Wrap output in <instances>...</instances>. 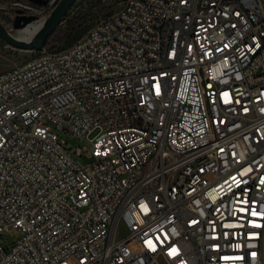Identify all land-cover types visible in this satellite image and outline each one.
<instances>
[{
  "label": "built area",
  "instance_id": "obj_1",
  "mask_svg": "<svg viewBox=\"0 0 264 264\" xmlns=\"http://www.w3.org/2000/svg\"><path fill=\"white\" fill-rule=\"evenodd\" d=\"M0 264H264V0H124L0 73Z\"/></svg>",
  "mask_w": 264,
  "mask_h": 264
},
{
  "label": "trees",
  "instance_id": "obj_2",
  "mask_svg": "<svg viewBox=\"0 0 264 264\" xmlns=\"http://www.w3.org/2000/svg\"><path fill=\"white\" fill-rule=\"evenodd\" d=\"M107 11L108 8L97 0H81L80 6L75 2L47 38L43 49L56 51L71 46L84 36L97 20L111 14Z\"/></svg>",
  "mask_w": 264,
  "mask_h": 264
},
{
  "label": "rangeland",
  "instance_id": "obj_3",
  "mask_svg": "<svg viewBox=\"0 0 264 264\" xmlns=\"http://www.w3.org/2000/svg\"><path fill=\"white\" fill-rule=\"evenodd\" d=\"M105 7L108 8L107 12H110L113 14L116 12L121 5L123 4L124 0H97ZM77 5H81V0H77ZM110 14V15H111ZM105 18V17H102ZM11 35L14 37L17 35V32L11 33ZM37 52L35 51H29V50H19L12 46H9L6 42L2 41L0 39V73L7 70L12 64H20L23 61L31 58L34 56ZM8 60V61H7ZM94 136V135H93ZM91 136V138L93 137ZM60 140L63 142L64 147L69 150V152L72 154V157L81 163L82 165H87L89 161L85 157V153H82V157H77L75 155V151L78 148H87L89 149L91 147V144L87 140H77L73 138L72 136L68 134H62L60 135ZM124 229L122 225H119L118 227V236H120L123 233ZM15 239V235L12 233L5 234L3 236V242L4 244H10Z\"/></svg>",
  "mask_w": 264,
  "mask_h": 264
},
{
  "label": "water",
  "instance_id": "obj_4",
  "mask_svg": "<svg viewBox=\"0 0 264 264\" xmlns=\"http://www.w3.org/2000/svg\"><path fill=\"white\" fill-rule=\"evenodd\" d=\"M36 5H45V0H29ZM77 0H61L49 16L45 19L40 29L28 42L19 40L8 33L4 27L0 24V39L6 42L9 46H12L19 50H29L35 52H41L47 38L53 33L56 27L60 24L64 16L68 13L71 6ZM34 20V17H22L18 16L14 20L13 30L17 31L24 28Z\"/></svg>",
  "mask_w": 264,
  "mask_h": 264
},
{
  "label": "bare ground",
  "instance_id": "obj_5",
  "mask_svg": "<svg viewBox=\"0 0 264 264\" xmlns=\"http://www.w3.org/2000/svg\"><path fill=\"white\" fill-rule=\"evenodd\" d=\"M41 26H42V23L35 26L32 30L30 28H25L23 30H20L17 32V35L14 37L19 39V40H23V41L28 42L30 39H32V37L40 29Z\"/></svg>",
  "mask_w": 264,
  "mask_h": 264
},
{
  "label": "snow or ice",
  "instance_id": "obj_6",
  "mask_svg": "<svg viewBox=\"0 0 264 264\" xmlns=\"http://www.w3.org/2000/svg\"><path fill=\"white\" fill-rule=\"evenodd\" d=\"M173 252H175V249H173Z\"/></svg>",
  "mask_w": 264,
  "mask_h": 264
}]
</instances>
